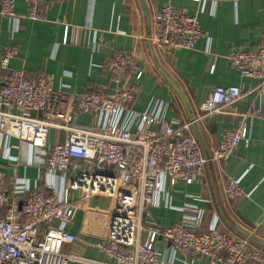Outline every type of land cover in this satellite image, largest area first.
Masks as SVG:
<instances>
[{
  "label": "built area",
  "instance_id": "built-area-1",
  "mask_svg": "<svg viewBox=\"0 0 264 264\" xmlns=\"http://www.w3.org/2000/svg\"><path fill=\"white\" fill-rule=\"evenodd\" d=\"M51 0H24L27 17L41 18ZM204 12L207 0H195ZM0 14L15 16V0H0ZM74 26H65L62 43H76ZM204 36L198 16L170 4L153 15L148 39L159 52L191 49ZM92 47L95 49V42ZM17 50L0 51V68ZM231 65L241 75L257 81V104L252 105L235 127L226 130L213 147L211 161L225 160L239 144H248L251 120L264 116V39L254 47L232 48ZM110 74V87L69 92L53 86L52 77L42 72L28 76L22 69H9L0 87V157L10 160L9 139L27 147L12 164V184L0 172V264H69L77 256L62 251L75 236L67 230L79 209L76 192L88 200L104 196L114 200L109 212L106 242L97 244L108 260L98 264H264V251L248 239L220 230L216 215L202 226L204 210L193 205L179 209L194 213L172 224H159L152 210L170 208L171 189L178 183L192 184L207 165L189 121L165 120L160 102L146 111L136 110L138 80L143 70L133 50L117 53L103 65ZM239 85L215 86L197 106L198 112L220 113L243 94ZM81 114L88 122L78 121ZM52 130L63 133L51 143ZM35 164L40 176L49 180L31 186L19 180L17 166ZM230 200L244 192L240 177H229L224 189ZM166 243L163 249L160 242Z\"/></svg>",
  "mask_w": 264,
  "mask_h": 264
},
{
  "label": "crops",
  "instance_id": "crops-1",
  "mask_svg": "<svg viewBox=\"0 0 264 264\" xmlns=\"http://www.w3.org/2000/svg\"><path fill=\"white\" fill-rule=\"evenodd\" d=\"M170 4L187 14L198 16L204 36L191 49L156 50L148 39L152 32L153 15L163 5ZM15 16L0 14V51L13 46L16 56L8 68H0V87L6 81L9 69H22L28 76L42 72L52 77L53 86L69 92H83L110 87L105 62L117 53L133 50L137 64L143 70L139 93L133 102L136 110H149L158 101L162 117L189 121L199 145L204 143L210 153L223 133L235 127L252 105L257 104L254 89L257 81L241 75L230 63L232 48L258 45L264 39V0H207L204 12H199L195 0H51L41 11L39 20L27 17L24 0H15ZM74 26L76 43H62L65 26ZM95 42V49L92 47ZM176 85V89L172 86ZM235 84L243 88L242 96L220 113L198 112L211 90L218 85ZM173 87V88H172ZM264 110V96L262 98ZM89 115L81 114L78 121L88 122ZM63 133L52 130L51 143L58 142ZM10 160L0 157V172L6 184H12V164L19 155L27 156L26 145L9 139ZM202 149V148H201ZM19 180L31 186L44 185L50 178L35 164L17 166ZM229 177H240L244 194L235 200L226 197L224 189ZM170 208L152 210L159 224H172L194 213L180 210L193 205L204 210L202 226L214 213L218 228L236 238L248 239L251 246L264 251V116L251 120L248 144H239L225 160L206 165L203 175L192 184H176L170 191ZM79 209L67 226L75 238L63 246L64 252L77 256L69 264H98L106 262L105 253L97 244L106 242L109 212L114 200L104 196L88 200L76 192ZM248 233L255 239L247 238ZM160 247L166 243L161 241ZM195 264H208L198 258Z\"/></svg>",
  "mask_w": 264,
  "mask_h": 264
},
{
  "label": "water",
  "instance_id": "water-1",
  "mask_svg": "<svg viewBox=\"0 0 264 264\" xmlns=\"http://www.w3.org/2000/svg\"><path fill=\"white\" fill-rule=\"evenodd\" d=\"M192 120V119H191ZM198 136V139H200L201 137H200V135H197ZM201 148H202V151H203V153H204V155H205V157L207 158V164L208 165H211L212 164V161H211V159H210V154H209V152H208V150H207V148L205 147V145H204V143H202L201 142ZM244 233V232H243ZM244 235L247 237V238H251V239H255L253 236H251L250 234H248V233H244Z\"/></svg>",
  "mask_w": 264,
  "mask_h": 264
},
{
  "label": "rangeland",
  "instance_id": "rangeland-1",
  "mask_svg": "<svg viewBox=\"0 0 264 264\" xmlns=\"http://www.w3.org/2000/svg\"><path fill=\"white\" fill-rule=\"evenodd\" d=\"M172 86L176 89V85H175V84H173ZM173 87H172V88H173ZM196 180H198V179H196ZM196 180H195V181H196ZM62 251H64L63 247H62Z\"/></svg>",
  "mask_w": 264,
  "mask_h": 264
}]
</instances>
